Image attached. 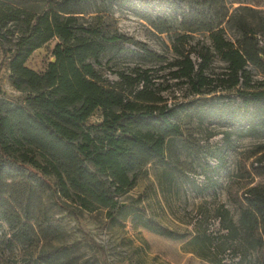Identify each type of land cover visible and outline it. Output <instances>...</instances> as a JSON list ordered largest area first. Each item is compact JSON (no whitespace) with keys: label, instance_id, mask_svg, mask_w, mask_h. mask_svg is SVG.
I'll list each match as a JSON object with an SVG mask.
<instances>
[{"label":"trees","instance_id":"1","mask_svg":"<svg viewBox=\"0 0 264 264\" xmlns=\"http://www.w3.org/2000/svg\"><path fill=\"white\" fill-rule=\"evenodd\" d=\"M105 1L166 33L173 57L119 32L106 10L97 7L85 16L84 5ZM137 1L140 5L135 0H0V49L9 78L25 92L19 102L0 97V228L6 223L0 252L7 251L1 264H77L69 245L36 252L41 240L59 233L35 196L36 183L50 185L52 178L58 203L107 208L110 217L139 171L165 157L170 139L186 137L177 115L223 119L240 126L242 136L264 128V78L255 80L249 69L264 72V20L251 24L230 15L233 3L254 0ZM155 1L175 13L176 24L141 6ZM228 16L239 33L234 41L222 26ZM194 33L204 35L191 42ZM52 38L58 39L51 48L54 60L41 71L29 68L27 58ZM106 50L133 51L143 62L162 63L167 80L156 83L154 78L161 77L152 75L156 69L137 67L117 72L113 81L102 70ZM216 59L223 65L215 66ZM169 78L185 83L197 97L169 103L160 92ZM97 109L102 120L87 124ZM257 153L258 171L264 174V145ZM207 163L221 169L226 161L209 154ZM244 196L240 226L264 249V186H250ZM224 212L225 234L238 233L240 226Z\"/></svg>","mask_w":264,"mask_h":264},{"label":"rangeland","instance_id":"2","mask_svg":"<svg viewBox=\"0 0 264 264\" xmlns=\"http://www.w3.org/2000/svg\"><path fill=\"white\" fill-rule=\"evenodd\" d=\"M141 6L176 24L175 13L161 2L155 1L149 8ZM97 7L115 19L119 32L146 43L169 59L173 57L168 35L157 31L148 21L109 1L84 5L85 16L93 15ZM230 13L251 24L261 23L264 0L233 3ZM227 18L222 24L225 36L234 41L239 33L233 26L234 18ZM192 35L191 42L204 34ZM57 41L52 38L35 49L25 64L36 71L43 70L53 59L51 48ZM102 62L103 72L113 81L118 80L117 72H132L137 67L156 69L152 75L161 76L154 78L156 83L168 77V69L159 67L162 63L143 62L133 51L106 50ZM214 65L222 66L223 62L216 59ZM249 69L255 80L264 78V72L251 65ZM163 82L168 84L167 89L160 92L169 103L185 100L186 96L197 97L189 94L185 83L175 84L170 78ZM0 97L18 102L25 97V92L17 89L9 78L8 61L1 49ZM198 117L177 115L186 137L170 139L165 157L139 171L135 184L118 196L120 207L111 209L110 217L107 208L87 210L75 204L58 203L61 198L58 199L52 178L50 185L36 183L35 196L59 230L57 235L41 240L36 252L42 247L69 245L77 264H264V249L255 244L257 236H246L240 226L244 193L250 186H264L257 153L264 145V128L260 127L255 135L242 136L238 125L209 115ZM102 118V111L97 109L86 123L97 124ZM93 133L101 136L100 131ZM209 154L225 158V167L211 168L207 163ZM224 210L240 226L238 233L225 234ZM5 229L6 223L2 222L0 230ZM6 254V250L0 252V264Z\"/></svg>","mask_w":264,"mask_h":264},{"label":"built area","instance_id":"3","mask_svg":"<svg viewBox=\"0 0 264 264\" xmlns=\"http://www.w3.org/2000/svg\"><path fill=\"white\" fill-rule=\"evenodd\" d=\"M213 162V161H212ZM200 181H203V178H201V180Z\"/></svg>","mask_w":264,"mask_h":264},{"label":"water","instance_id":"4","mask_svg":"<svg viewBox=\"0 0 264 264\" xmlns=\"http://www.w3.org/2000/svg\"><path fill=\"white\" fill-rule=\"evenodd\" d=\"M52 60H54V58Z\"/></svg>","mask_w":264,"mask_h":264}]
</instances>
